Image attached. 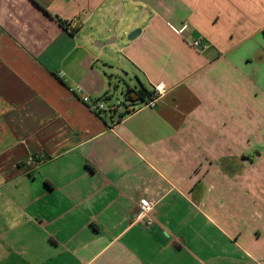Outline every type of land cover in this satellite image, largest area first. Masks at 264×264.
<instances>
[{
    "label": "crops",
    "instance_id": "crops-1",
    "mask_svg": "<svg viewBox=\"0 0 264 264\" xmlns=\"http://www.w3.org/2000/svg\"><path fill=\"white\" fill-rule=\"evenodd\" d=\"M105 1L0 0V264H264V0H129L121 58L85 33ZM119 60L156 108L86 104Z\"/></svg>",
    "mask_w": 264,
    "mask_h": 264
},
{
    "label": "rangeland",
    "instance_id": "rangeland-1",
    "mask_svg": "<svg viewBox=\"0 0 264 264\" xmlns=\"http://www.w3.org/2000/svg\"><path fill=\"white\" fill-rule=\"evenodd\" d=\"M99 1L104 0H97ZM123 0H106L98 12H95L92 17L86 19L85 22V33L89 35L91 39L94 40L95 47H102L107 51V53L119 54V58L123 57V53L120 49L115 48L121 46L122 40L129 41L128 37L132 31H134L136 26L142 21L141 14L144 11H137L138 5L134 1L126 0L124 7L119 12L117 5ZM145 15V14H144ZM103 30H108L112 34L106 40H101L105 38L104 36L98 35L103 33ZM85 33L83 34L84 36ZM87 37V36H86ZM116 39V41L114 40ZM113 42L109 45H106L109 41ZM99 43V44H98ZM103 44V45H100ZM114 63L116 68H111L109 76H107V88L103 96L106 95L109 99L104 98V101L107 105L114 104L118 100L120 102H126L125 94L127 92V87L135 89L136 87L140 88L145 85L147 88H151L147 77L135 68L131 63L122 61L120 64ZM122 66L117 68V66ZM119 108H124L120 106Z\"/></svg>",
    "mask_w": 264,
    "mask_h": 264
},
{
    "label": "built area",
    "instance_id": "built-area-1",
    "mask_svg": "<svg viewBox=\"0 0 264 264\" xmlns=\"http://www.w3.org/2000/svg\"><path fill=\"white\" fill-rule=\"evenodd\" d=\"M172 27V26H171ZM173 31L179 35H183L187 29L188 24L184 22L180 28L172 27ZM191 45L200 52H205L210 48V44L204 39H194ZM167 87L164 83L155 85L153 88L152 95L145 100H128L126 102H120L119 100L114 104L107 105L104 99L93 100L89 96H85L83 100L89 105L90 109L95 112H115L120 106H124L126 113H133L143 108H156L162 101L167 93ZM81 89L77 90L78 94H81ZM155 204L148 199L142 200L138 205V211L135 215L134 222L144 223L146 226L151 227L154 224L152 217Z\"/></svg>",
    "mask_w": 264,
    "mask_h": 264
},
{
    "label": "trees",
    "instance_id": "trees-1",
    "mask_svg": "<svg viewBox=\"0 0 264 264\" xmlns=\"http://www.w3.org/2000/svg\"><path fill=\"white\" fill-rule=\"evenodd\" d=\"M59 22L65 26L67 25V21L61 20L59 19ZM152 95L151 91L146 90L145 88H141L139 90L133 89L128 87L127 88V92L125 94L126 99L128 100H145L147 98H149ZM109 99V97H107L106 95H104L103 97H101V99ZM128 114V113H125Z\"/></svg>",
    "mask_w": 264,
    "mask_h": 264
},
{
    "label": "water",
    "instance_id": "water-1",
    "mask_svg": "<svg viewBox=\"0 0 264 264\" xmlns=\"http://www.w3.org/2000/svg\"><path fill=\"white\" fill-rule=\"evenodd\" d=\"M126 0H123L121 1L118 5H117V8L119 10V12L121 13L122 9H123V5L125 3ZM142 32V29L141 28H137L135 29L134 31H132L128 37L129 40H134L136 39ZM115 40V38H114ZM113 42V40L109 41L106 45H109ZM101 45V44H100ZM103 45V44H102Z\"/></svg>",
    "mask_w": 264,
    "mask_h": 264
},
{
    "label": "clouds",
    "instance_id": "clouds-1",
    "mask_svg": "<svg viewBox=\"0 0 264 264\" xmlns=\"http://www.w3.org/2000/svg\"><path fill=\"white\" fill-rule=\"evenodd\" d=\"M14 226V225H13Z\"/></svg>",
    "mask_w": 264,
    "mask_h": 264
}]
</instances>
